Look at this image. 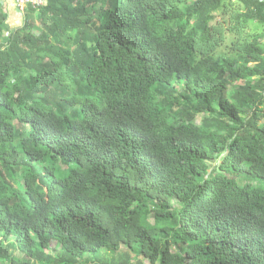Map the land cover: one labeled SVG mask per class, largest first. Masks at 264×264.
Segmentation results:
<instances>
[{"label":"trees","instance_id":"trees-1","mask_svg":"<svg viewBox=\"0 0 264 264\" xmlns=\"http://www.w3.org/2000/svg\"><path fill=\"white\" fill-rule=\"evenodd\" d=\"M5 1L0 264H264V0Z\"/></svg>","mask_w":264,"mask_h":264},{"label":"rangeland","instance_id":"rangeland-1","mask_svg":"<svg viewBox=\"0 0 264 264\" xmlns=\"http://www.w3.org/2000/svg\"><path fill=\"white\" fill-rule=\"evenodd\" d=\"M200 120L201 119L199 117H197L195 119V123H197L199 125L200 122H201ZM15 186H17L18 188L22 187L21 184L20 185H15ZM175 204H177V201H173V205H175ZM51 249H53L52 252H51ZM16 251H12V252L16 253ZM18 253H20V252H18ZM45 253H47L48 255L51 254L52 256H54V255H58L60 253V250L57 247H55V243L52 242L50 244V248L47 251H45ZM126 255H129L130 262L128 264H135L136 262L141 263V261H142L140 258H138V259L134 258V256L131 255L127 251L126 246L123 245V244L120 245V250L118 252L112 253V254H105L104 253L103 257H107V258L112 259L114 261V264H123L124 263V258L126 257ZM93 263H95L94 258H92L90 255H87L82 260H80L78 264H93Z\"/></svg>","mask_w":264,"mask_h":264},{"label":"built area","instance_id":"built-area-1","mask_svg":"<svg viewBox=\"0 0 264 264\" xmlns=\"http://www.w3.org/2000/svg\"><path fill=\"white\" fill-rule=\"evenodd\" d=\"M15 2V4L20 8H24L27 4H31L33 5L34 7H37L39 5L42 4V0H13Z\"/></svg>","mask_w":264,"mask_h":264},{"label":"crops","instance_id":"crops-1","mask_svg":"<svg viewBox=\"0 0 264 264\" xmlns=\"http://www.w3.org/2000/svg\"><path fill=\"white\" fill-rule=\"evenodd\" d=\"M8 1H5V2H8ZM17 15H18V12L14 8H11V10L9 12V22H10V24H11V22H18V21H20V18H18Z\"/></svg>","mask_w":264,"mask_h":264}]
</instances>
